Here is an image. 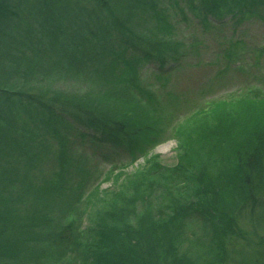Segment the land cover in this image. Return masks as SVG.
<instances>
[{"label":"rangeland","instance_id":"1","mask_svg":"<svg viewBox=\"0 0 264 264\" xmlns=\"http://www.w3.org/2000/svg\"><path fill=\"white\" fill-rule=\"evenodd\" d=\"M100 2L104 5L103 11L94 9L95 14L100 15L98 26H90L83 42L74 49L62 48V52H71V55L61 57L63 62L52 72L45 76L37 71L27 79L21 73L11 76L9 62L6 76L16 89L48 94L63 103L83 104L84 108L104 117L122 121L138 140L134 156L140 151H146L147 155L129 164L126 152L114 154L113 149L107 147L109 160L102 159L96 156L87 138L76 140V132L68 137L69 129L64 131L65 138L62 128L49 114L46 120L44 110L43 116L38 118L40 124L34 127L31 118L34 119L37 109L19 106L10 129L22 126V134L28 133L29 139L34 141L31 151L36 163L46 159L50 164L42 167L33 164L35 168L30 172L28 161L20 152L4 159L8 171L0 177V208L4 216L8 215L7 228L13 224L14 232L27 228L29 232L24 236L30 243L24 245L23 238L16 237L17 244L6 248L4 241L0 244V264H55L52 255L56 252L48 239L66 225L87 234L103 227L106 208L117 206L115 196L134 199L138 208L132 218L135 221L141 215V208L146 206L153 210L160 208V217L169 222L184 223L182 230L186 238L181 246L187 248L189 264L214 261L217 256L204 245L205 239L208 240L205 233L208 223L201 220L197 210L190 213L185 210L183 214L179 213L180 208L173 210L175 206L168 202V197L186 196L198 190L201 198L209 199L204 181L220 194L225 193L222 184H231L237 194L244 188L243 176H234L240 167L237 162L242 160L236 153L243 150L246 156L264 132V111L258 110V107L264 109V57L262 59L258 52L264 48V20H231L220 27L211 23L206 29L187 4L175 7L160 3L162 9L166 8L163 17L168 19L172 34L158 35L177 46V52L186 57L161 73L154 69L155 63L146 64L145 57L136 50L137 40L154 32L144 29L145 24L151 27L152 23L146 19L145 6L139 0ZM91 5L95 6L94 1ZM53 46L51 43V48ZM226 53L231 61L223 58ZM42 68L47 65L39 63L37 69ZM131 78L135 79L132 88ZM252 89L262 94L256 93L263 101H256L253 106L245 102L237 108V100L244 102L242 98ZM50 124L56 129L51 130L56 134L55 139L50 134ZM16 137L23 139L21 134ZM218 139L221 141L215 142ZM11 146L8 141L9 151ZM17 170L21 177L30 178V181L25 179L26 184L35 192L25 196V203L14 199L19 189L10 185V177ZM153 215L158 217L156 212ZM240 228L238 232L244 235L243 239L246 237L259 255L264 254V237L254 234L246 219L241 220ZM243 239L237 235L228 238L225 244L236 243L233 251L236 253L230 258L228 254L233 247L229 246L224 264H237V252L245 253L240 246ZM32 245H37L34 250ZM194 252L203 257L195 256ZM56 264L82 263L69 255Z\"/></svg>","mask_w":264,"mask_h":264},{"label":"trees","instance_id":"2","mask_svg":"<svg viewBox=\"0 0 264 264\" xmlns=\"http://www.w3.org/2000/svg\"><path fill=\"white\" fill-rule=\"evenodd\" d=\"M91 1H94L95 6L91 5ZM100 1L0 0V61H3V63L0 62V177L7 174L4 159L9 158L8 155L15 152L24 155L23 158L28 161L27 168H30V172L34 170L35 166L42 167L50 164V161L46 162V159L36 163L34 153L31 151L34 141L29 139L31 135L28 133L22 134L24 131L22 126L18 125V127L10 129V124L16 121L17 108L22 105L37 109L34 113V119L31 118L34 127L41 122L38 118L43 116L44 110L46 120H48L49 114L54 122L63 125V128L71 129V132H66V136L72 137V133L76 132V137L84 138V140L89 138L92 143H95L96 148L108 144L118 153L126 152L131 158L129 159L130 163L137 159L134 156L137 148L134 146L138 140L131 135L128 127L122 121L104 117L90 108H84L83 104L63 103L53 99L48 94L32 93L29 90L25 93L17 91L16 85L6 76L9 62L12 65L11 76L21 73L23 78L27 79L37 71L45 76L52 72L55 67L63 62L61 57L66 58V56L71 55V52H68L69 55L66 51L62 52V48L65 50L66 48L74 49L75 45L83 42L90 26H98L100 15L95 14L96 10L94 11V9L97 7L98 10L103 11L104 5ZM139 1L147 9V21L152 22L151 27L145 24L144 29L154 32L149 33L151 36L138 39L136 50L142 53L146 63L155 61L154 63L161 69L168 63L176 64L181 58L186 57L177 52V46L171 45V42H166L163 36L158 35V33L164 36L172 34V31L169 30L171 26L168 19L163 17V12L166 14V8L163 7L165 9H162L160 3L172 4L175 7H179V4L185 6L187 4L191 12L195 10L194 12L197 14L194 17L204 26L209 19L208 17L219 21L221 24H229L231 20L241 21L250 18H262L264 20V0ZM63 28L66 29L65 34ZM33 40L36 41L34 48L44 47V40L49 42L50 55H48L47 50L45 53L47 68L37 69L40 63V59L37 57L41 54L38 48L34 49L35 57L32 56L33 59L28 60L27 58L32 57L25 56V54L28 53L27 49L30 46L26 48V44H18L21 41ZM51 43L54 45L52 48ZM259 53L262 57V51ZM226 58H230L228 54H226ZM51 59L57 61L51 62ZM16 64H18L17 67ZM134 83L135 79L131 78L129 80L130 87ZM253 94L255 95L251 101L247 97L242 98L241 101L244 102L237 100V108L243 106L245 102L252 103L253 106L256 105V101L259 103L263 101L257 97L256 93ZM257 94L262 96L259 92ZM245 99L247 100L245 101ZM260 109L264 111L263 107H258V110ZM48 127L50 131H56V129H52L51 124ZM85 131L92 133V135H87ZM16 134H21L23 139L17 138ZM51 134L56 136L52 131ZM8 141L12 143L10 151ZM220 141L219 139L215 140V142ZM97 143L101 144L97 146ZM256 143L246 156H243L244 154L241 152L243 150L236 153L242 158L241 161L237 162L240 165L237 173H234L236 177L238 174L243 176L244 188L238 192L240 194H237V189H234L231 184H222L225 193L220 194L215 192V188L209 182L204 181L206 183L203 186L204 191L210 195L209 199L201 198V194H197L198 190H192L186 196L182 194L177 197L173 194V196L168 197V202L175 206L173 210L180 208V214H183L185 210H189V213L197 210L201 214V220L204 219L208 223L205 233L209 237L207 236V241L205 239L204 245L217 256L214 257V262L218 264H224L227 261L228 256L225 253L229 246L233 247L232 253L226 254L231 258L232 254L235 255L236 253L233 252L236 243L225 244L228 242V238L236 237V235L238 238H244V235H240L238 232V230L241 231V228L239 229L241 220L246 219L251 224L254 234L264 237V132L257 137ZM180 148L182 149L183 146ZM217 148H220V144ZM145 153L146 151H140L139 155L144 157L147 155ZM37 156L39 157L40 154ZM102 156L109 160L105 155ZM109 163L113 165L112 161ZM11 164L15 166L13 163ZM33 164L36 165L33 166ZM27 178L30 181V178ZM27 178L21 177L19 171H15L10 177V185L19 189L14 199L24 203L27 201L25 196L29 192L35 194L34 191L30 190L29 184H26L25 179ZM231 188L234 197L230 192ZM125 192L129 193L127 189ZM182 198L183 201L180 200ZM114 199L117 206L106 208V222L103 227L92 229L87 234L86 231L79 232L72 226L66 225L61 227L62 229L58 234L48 239V244L53 246L56 252V255H52L55 257V264L69 255L74 259H79L82 264H189L188 253L181 246L186 238L182 230L186 226L184 223L180 221L169 222V219L160 217V208L153 210L146 206L141 208V215H138L137 218L139 222L135 221L132 218L137 213L138 208H136L134 199L128 197L122 199L121 196H115ZM0 206L2 205L0 204ZM154 212L158 214V217L153 215ZM7 217V213L4 216L0 208V244L5 241L6 248H12L15 243L17 244V238H23L24 245L30 243V240L24 236L25 232H29L27 228L17 229L14 232V224L11 228H7ZM169 224L172 226H167ZM243 240L245 241L237 240V243L241 242L240 246L245 252H237V264H264V254L259 255L246 237ZM33 246L31 247L32 250L37 245Z\"/></svg>","mask_w":264,"mask_h":264},{"label":"bare ground","instance_id":"3","mask_svg":"<svg viewBox=\"0 0 264 264\" xmlns=\"http://www.w3.org/2000/svg\"><path fill=\"white\" fill-rule=\"evenodd\" d=\"M185 250L187 249V248H184ZM194 255L195 256H197V257H203L201 254H195V252H194ZM206 263H211V264H216L213 260H211L210 262H206ZM206 263H204V264H206Z\"/></svg>","mask_w":264,"mask_h":264}]
</instances>
